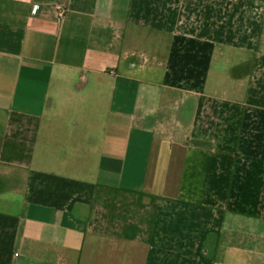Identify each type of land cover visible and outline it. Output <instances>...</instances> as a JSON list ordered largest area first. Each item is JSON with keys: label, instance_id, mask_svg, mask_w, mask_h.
I'll list each match as a JSON object with an SVG mask.
<instances>
[{"label": "crops", "instance_id": "0c3cea01", "mask_svg": "<svg viewBox=\"0 0 264 264\" xmlns=\"http://www.w3.org/2000/svg\"><path fill=\"white\" fill-rule=\"evenodd\" d=\"M0 264H264V0H0Z\"/></svg>", "mask_w": 264, "mask_h": 264}, {"label": "built area", "instance_id": "2783aa9c", "mask_svg": "<svg viewBox=\"0 0 264 264\" xmlns=\"http://www.w3.org/2000/svg\"><path fill=\"white\" fill-rule=\"evenodd\" d=\"M57 9H58L59 17L60 18L64 17V15H65L64 8H62L61 6H58Z\"/></svg>", "mask_w": 264, "mask_h": 264}, {"label": "rangeland", "instance_id": "374dc122", "mask_svg": "<svg viewBox=\"0 0 264 264\" xmlns=\"http://www.w3.org/2000/svg\"><path fill=\"white\" fill-rule=\"evenodd\" d=\"M228 67H231V64L230 65H228L227 67H225V68H228ZM230 73H231V70H230Z\"/></svg>", "mask_w": 264, "mask_h": 264}]
</instances>
